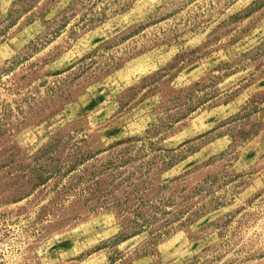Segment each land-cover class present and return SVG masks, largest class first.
Returning a JSON list of instances; mask_svg holds the SVG:
<instances>
[{
    "label": "rangeland",
    "instance_id": "rangeland-1",
    "mask_svg": "<svg viewBox=\"0 0 264 264\" xmlns=\"http://www.w3.org/2000/svg\"><path fill=\"white\" fill-rule=\"evenodd\" d=\"M0 264H264V0H0Z\"/></svg>",
    "mask_w": 264,
    "mask_h": 264
}]
</instances>
